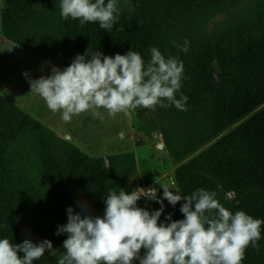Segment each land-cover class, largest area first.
<instances>
[{
    "label": "trees",
    "instance_id": "16d2710c",
    "mask_svg": "<svg viewBox=\"0 0 264 264\" xmlns=\"http://www.w3.org/2000/svg\"><path fill=\"white\" fill-rule=\"evenodd\" d=\"M241 1L130 0L113 27L102 29L98 22L81 26L79 20L63 19L61 0H2L0 29L5 40L65 67L87 50L89 59L95 52L114 57L133 50L147 63L151 47L165 58L178 57L184 72L176 97L181 93L188 97L187 110L174 105L137 108L138 123L162 133L176 162L207 145L177 166L181 195L204 188L215 192L233 214L243 210L264 220V29L258 31L241 20L225 23L216 32L208 30L211 18ZM185 39L186 52L173 45V41L183 45ZM1 103L8 102L0 95ZM23 116L30 130L21 136L34 144L40 159V192L7 194L4 174L8 170L11 176L13 170L4 163L0 139V239L13 244L47 239L53 248L33 264H58L67 234L56 232L67 223V209L72 207L82 217H102L110 191L131 193L127 180L136 177V169L127 160L108 167L102 157L87 156L47 126ZM227 191L234 197H226ZM184 202L167 205L159 223H170L165 220L169 214L172 220L183 219ZM137 206L152 212L143 198ZM257 243L259 251L249 245L242 264H264V224Z\"/></svg>",
    "mask_w": 264,
    "mask_h": 264
},
{
    "label": "clouds",
    "instance_id": "9594fccd",
    "mask_svg": "<svg viewBox=\"0 0 264 264\" xmlns=\"http://www.w3.org/2000/svg\"><path fill=\"white\" fill-rule=\"evenodd\" d=\"M60 15L65 20H79L81 26L98 22L100 28L111 29L119 9L116 0H61ZM188 44L187 39L183 45L173 41L185 52ZM149 51L150 59L145 63L133 50L114 57L95 52L90 59L87 50L63 70L52 66L50 75L29 79L30 90L52 112L61 113L64 122L90 110L93 116H99L97 109H105L113 117L137 108L155 110L156 106L174 105L186 111L188 97L182 93L179 99L176 97L183 62L178 57L165 58L156 47ZM161 187V199L151 187L138 188L131 194L123 189L119 193L110 191L102 217H82L69 207L67 223L56 232L67 234L65 254L58 264H242L249 245L259 251L257 242L264 220L243 210L233 214L216 199L215 192L204 188L181 195ZM141 197L155 200L161 208L150 213L138 207ZM164 200L173 206L184 200L180 207L184 218L172 220L169 214L165 220L170 223H159ZM52 248L47 239L38 244L28 239L20 244L0 239V264H33Z\"/></svg>",
    "mask_w": 264,
    "mask_h": 264
},
{
    "label": "rangeland",
    "instance_id": "374dc122",
    "mask_svg": "<svg viewBox=\"0 0 264 264\" xmlns=\"http://www.w3.org/2000/svg\"><path fill=\"white\" fill-rule=\"evenodd\" d=\"M129 1L116 0L118 9H125ZM252 2L253 0H242L233 9L217 14L208 22V30L216 32L225 23L234 24L241 20L258 31L264 29V0ZM1 9L2 0L0 18ZM240 11L241 14H238ZM52 66L61 70L66 68L36 51L5 40L0 29V95L8 102L0 104V139L4 163L13 170L11 176L5 170L4 185L7 194L40 192V159L35 153L34 144L21 136L24 131L30 130L23 115L47 126L87 156L102 157L108 167L121 164L123 160L132 163L136 169V177L127 180L130 192L138 189L137 184L140 183L147 188H155L157 199L163 197L161 186L172 190L174 194H180L175 176L177 166L191 159L207 145L176 162L165 147L162 133L155 128H145L141 122L139 124L140 117L135 116V110H130L127 114L118 113L114 117L109 116L105 109L96 110L99 116H93L90 110L74 115L70 122H64L61 113L52 112L39 95L31 92L28 82L29 79L50 75ZM24 73L28 75L25 76ZM147 114L153 113L148 111ZM225 195L228 198L234 197L232 191H227ZM141 198L149 204L152 212L161 208V204L155 200ZM167 205L170 203L164 200V210Z\"/></svg>",
    "mask_w": 264,
    "mask_h": 264
},
{
    "label": "built area",
    "instance_id": "2783aa9c",
    "mask_svg": "<svg viewBox=\"0 0 264 264\" xmlns=\"http://www.w3.org/2000/svg\"><path fill=\"white\" fill-rule=\"evenodd\" d=\"M137 186H138V188L148 189L146 186H144V185H142V184H140V183H138Z\"/></svg>",
    "mask_w": 264,
    "mask_h": 264
}]
</instances>
